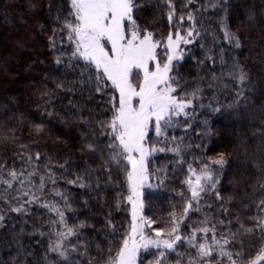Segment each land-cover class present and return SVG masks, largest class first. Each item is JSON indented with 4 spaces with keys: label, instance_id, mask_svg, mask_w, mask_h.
<instances>
[{
    "label": "snow or ice",
    "instance_id": "6c2138e0",
    "mask_svg": "<svg viewBox=\"0 0 264 264\" xmlns=\"http://www.w3.org/2000/svg\"><path fill=\"white\" fill-rule=\"evenodd\" d=\"M146 6L137 0H63L61 4H48L49 16L54 15L50 22L55 25L47 37L49 49L59 53L55 64L72 70L76 79L69 81L67 72L55 78L45 77L53 88H46L40 97L46 118L60 117L61 124L79 130L80 160L69 157L63 163L53 164V157L47 152L42 155L39 151H30L29 145L19 143L15 127L4 128L0 133V143L21 149L12 161L14 164L19 160L20 168L0 156V205H3L0 228L5 227L9 213L20 217L29 215L32 204H40L57 217L49 221L47 234L39 233L47 235L48 242L38 259L31 248L24 250L17 237V255L9 264H145L140 258L142 250L151 254L147 264H264V143L247 161L253 171L242 177L239 185L235 179L232 181L234 188H250L251 195L247 191L243 196L235 192L223 195L220 185L228 165L227 155L221 152L215 157L194 158L188 162L184 160V138L168 136L169 130L179 126L180 117L186 120L184 130H190L197 107L206 109L210 115L222 108L237 112L242 103L249 102L246 93H255L250 73L239 57L232 54L226 60L224 48L220 47L222 39L233 52L243 48L240 34L228 25L227 0H206L199 7L194 0H162L159 7L164 11L159 15L167 21L166 34L157 31L159 24L155 19L140 17V11ZM29 7L36 5L30 3ZM208 9L225 13L218 17L221 37L205 27L204 21L210 19L204 16ZM44 28L41 24V31ZM205 35L211 37L208 45L203 42ZM194 42L202 50L203 59L188 47ZM189 55L196 65L203 67H215L218 58L220 73L211 72L207 86L216 89L212 101H218L216 92L232 90L234 98L230 103L217 102L215 106L212 101L198 103L203 99L200 81L204 78L188 84L178 71L180 63ZM261 90L264 91V86ZM85 91L89 93L87 97L83 96ZM97 97L101 105H107L100 112L89 107ZM54 103L62 104L59 111L53 107ZM50 108L53 110L49 111ZM101 114L102 118H96ZM199 126L200 138L213 135L209 119L201 120ZM32 131L43 135L46 125L35 124ZM150 134H154L152 139L174 146L159 148L149 142ZM32 144L41 146L38 141ZM64 144L67 141L59 136L53 141L54 146ZM166 150L176 158L172 171L187 164V174L178 193L179 207L170 204L163 218L157 216V209L146 208L142 190L145 186L155 188L167 182L166 168H149L155 153ZM41 160L46 163L42 165ZM89 161L98 162V166L92 167ZM193 163L198 167H193ZM73 164L77 167L82 164L83 172H73L75 178L67 180V184L95 191L122 185L127 191L126 196L123 191H116L111 206L119 210L122 204L130 205L131 214L130 223L115 243L108 239L117 233V226L110 219L111 208L103 218L105 227L98 233L104 240L101 245L83 235L86 222L69 225L66 212L71 210V204L64 193H54L60 197L63 207L55 201L42 203L36 195L43 194L47 183L55 188L54 168L67 172ZM116 176L119 179H114ZM153 176L156 184L150 182ZM89 181L94 183L89 185ZM87 203L84 201L85 206ZM146 211L152 215H146ZM192 214H199L201 218L189 224ZM181 248L185 250L180 251ZM93 249L95 256L91 254Z\"/></svg>",
    "mask_w": 264,
    "mask_h": 264
},
{
    "label": "trees",
    "instance_id": "16d2710c",
    "mask_svg": "<svg viewBox=\"0 0 264 264\" xmlns=\"http://www.w3.org/2000/svg\"><path fill=\"white\" fill-rule=\"evenodd\" d=\"M61 4L63 0H0V133L4 128H16V135L20 138L19 143L29 145L30 151H39L43 155L47 152L53 157V164L63 163L65 158H71L73 161H79L80 156L77 152L78 129L71 125L65 126L60 123V117L46 118L44 113V101L41 100L40 94L47 88L52 89L53 84L45 77H59L61 73L67 72L68 80L76 79L72 70L65 69L62 65L55 64V57L59 55L49 49L47 37L51 35V29L55 25L50 21L54 19L49 16L48 4ZM141 5H147L140 11V17L148 20L155 19L159 28L157 31L167 33L168 25L166 19L159 15L164 11L159 5L162 0H137ZM196 7L205 3L206 0H194ZM35 4V8H30L29 4ZM191 7V6H190ZM225 15L223 11L208 9L204 16L210 19L204 21L205 27L210 32L214 31L217 37H221V31L218 27V17ZM228 25L233 32H238L241 36L243 48L241 50H231L226 41L220 43L224 48L225 59L234 54L239 57L246 70L250 73L251 80L254 82L255 93H246L249 97L247 104H241L237 112L230 109L222 108L219 113L208 114L206 109L197 107L195 119L190 121L192 128L184 130L186 120L184 117L179 118V126L173 131H168V136L184 138V160L192 162L194 158L215 157L224 152L227 155L228 165L225 166L224 173L221 175V192L223 195L235 192L237 196H243L245 191L251 195V190L234 188L232 181L235 179L237 185L242 183V177H247L253 170L247 164V161L257 152L264 143L262 133H264V0H227ZM45 25L43 31L40 25ZM187 27V25H185ZM211 41L209 35H205L204 44L208 45ZM66 50H70L64 46ZM191 48L199 59H203L202 50L194 42ZM59 69V70H57ZM221 66L217 58L215 67L198 66L192 60L191 56H186L180 63L178 71L185 77L188 84H196L198 78L203 77L200 86L203 89V99L198 103L208 104L212 101L215 88H209L211 72L220 73ZM79 71V69H77ZM253 86V85H250ZM191 89H189L190 91ZM89 93L85 91L84 97ZM218 101H212L213 106L218 102L221 105H227L232 101L233 92H216ZM57 96H63V93H57ZM82 102V100H81ZM64 104L67 100L63 101ZM53 107L59 111L62 107L54 103ZM89 107L100 112L101 105L97 97ZM53 109H49L52 111ZM63 116V112H61ZM96 118H102V114ZM209 119L212 125L213 135L209 138H200V121ZM45 124L46 132L43 135H36L32 129L35 124ZM31 133V134H30ZM149 142L159 148L168 149L173 147L170 143L163 140L156 141L151 137ZM59 136L67 141V144L54 146L53 141ZM38 141L40 147H35L32 142ZM199 145V147H197ZM21 151L14 145H5L0 143V156L12 164L15 153ZM7 153L4 156V153ZM43 165L46 161L41 160ZM92 167H97V163L89 161ZM176 164V158L170 151L157 152L152 158L149 168H166L168 170L167 182L155 188H150L145 192L144 201L147 207L157 209V216L166 218L170 210V204L181 203L178 199V193L182 190L181 181L184 179L187 164L184 168L176 167L173 172L172 168ZM12 166L21 167V162L16 160ZM193 167H198L193 163ZM53 171L57 177L55 188L51 183H47L43 194L37 192L36 195L41 197V202L55 201L63 207L60 197L54 193L56 191L64 193L67 196L71 210L66 212L69 225L77 224L80 221L86 222V227L82 230L83 235L89 240H95L101 245L104 240L98 235L100 230L105 227L104 216L115 201L116 191H127L120 188L109 186L106 190L95 191L90 187L80 188L77 185L67 184L66 181L74 179L73 172H83V165L77 167L73 164L67 172H60L55 168ZM104 177H101L103 181ZM114 179H119L118 176ZM252 183L255 182L253 179ZM89 185L94 181L87 182ZM152 184H156L155 176L151 179ZM185 195H188L185 191ZM84 201H87L85 206ZM105 201L106 206L105 205ZM211 203V200H208ZM3 205H0L2 207ZM103 206V207H102ZM73 211L75 214H73ZM112 222L117 226L115 236H109L108 239L114 243L120 238L121 233L125 231L130 223L129 205H121L119 210L111 208ZM146 215H152V212L146 211ZM5 227L0 228V261L3 264H9L13 257L17 255V237L20 238L24 250L31 248L32 253L38 259L44 249L47 247V235L41 236L39 233L49 232V221H55L57 217L47 208L40 204H32L29 208V215L20 217L18 214L9 213ZM199 214H192L188 221L192 224L200 219ZM96 231H93V227ZM23 227V232L21 228ZM185 234L187 230H184ZM184 251V248L179 249ZM23 250L21 251V255ZM91 254L96 255L93 249ZM146 262L151 259V254L145 255ZM31 259V257H29ZM175 260V256L171 257Z\"/></svg>",
    "mask_w": 264,
    "mask_h": 264
},
{
    "label": "rangeland",
    "instance_id": "374dc122",
    "mask_svg": "<svg viewBox=\"0 0 264 264\" xmlns=\"http://www.w3.org/2000/svg\"><path fill=\"white\" fill-rule=\"evenodd\" d=\"M151 182V181H150ZM150 189V187H147V186H145V188L142 190L143 191V199H144V195H145V192L146 191H148ZM129 213H130V205H129ZM130 219H131V214H130ZM147 253H145V252H143V250H142V252H141V259L142 260H144L145 262H146V258H145V255H146ZM145 264H147V263H145Z\"/></svg>",
    "mask_w": 264,
    "mask_h": 264
}]
</instances>
